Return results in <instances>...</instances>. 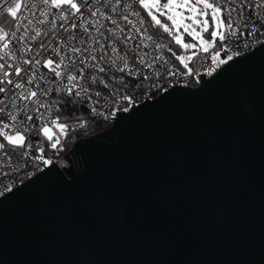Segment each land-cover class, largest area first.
I'll return each mask as SVG.
<instances>
[{"label": "water", "instance_id": "water-1", "mask_svg": "<svg viewBox=\"0 0 264 264\" xmlns=\"http://www.w3.org/2000/svg\"><path fill=\"white\" fill-rule=\"evenodd\" d=\"M70 154L0 199V264H264V43Z\"/></svg>", "mask_w": 264, "mask_h": 264}, {"label": "built area", "instance_id": "built-area-1", "mask_svg": "<svg viewBox=\"0 0 264 264\" xmlns=\"http://www.w3.org/2000/svg\"><path fill=\"white\" fill-rule=\"evenodd\" d=\"M210 1L213 2V0ZM73 2L80 7L79 13L71 9L68 4H61L59 8H55L43 5L42 0H28L27 3L36 4L37 8L29 11L17 10L16 18H13L10 13L0 12V27L5 31L10 33L14 26H19L15 37L9 35L6 38L11 40L10 47L17 57L10 62L27 70V72L22 71L21 77L13 74L9 78L12 79L13 84L24 82L25 89L37 92V97L24 100L18 95L13 96V91L18 94L24 89L15 90L13 85H0L11 90L0 93V98H4L5 101L0 107L7 105L5 113H0V117L3 118V122L9 123L6 113L14 112L17 120L11 123L20 125V128L25 126L29 128L25 134V145L31 144L28 155L21 156L20 153L24 149L16 148L11 166H0V199L52 164L66 169L77 162V157L70 154L72 146H68L67 134L60 135L58 129L52 128L55 134L54 139L56 137L60 139L57 149L50 147V142L43 138L42 133L34 134L33 126L38 128L48 123L51 127L50 120L58 117L59 104L55 96L66 95L82 100L85 108L94 118L111 125L120 113L129 112L145 101L155 100L173 87L197 88L200 86L201 76L207 74L206 70L216 62L211 59L213 54L219 52L220 56L225 55L226 59L228 56H233L234 59L250 53L264 43V0H230L227 4L221 0V13L226 20V25L229 17L225 13V8L235 9L232 12L231 22L236 35H228L223 42L226 47H220L219 41L217 46L210 47L208 52L198 47L192 59H184L188 65L187 68L177 60L178 53L173 52L170 41L163 35V27L156 25L155 21L147 17L146 9L138 0H120L119 3L116 0H88L87 4L82 3V0H73ZM41 8L43 14H41ZM113 8L116 10L113 11ZM97 10L98 14L93 17L91 13ZM133 13H139V15H133ZM62 15L66 18L61 19ZM125 15L129 17L128 21L123 19ZM108 17L115 19L117 23L114 25L112 19ZM141 20L144 21L143 24H140ZM72 24H76L77 27L72 28ZM85 28L88 29L87 32L84 31ZM137 28L140 30L137 31ZM253 29H255L254 33ZM37 31L41 35L32 39ZM224 32L227 33V28ZM148 36L152 39H148ZM3 43L4 41H0V48ZM156 44L164 47L157 48ZM72 48H79L80 52H73ZM112 48L117 51L112 52ZM0 55H4V52L0 51ZM92 56L96 59L92 60ZM119 56L125 57L129 65V69L125 72L118 71L123 67V63L118 60ZM140 56L144 57L146 64L140 62ZM156 57L160 59L157 60ZM61 58L64 63L56 69L55 65L60 63ZM109 58L117 59V64L111 65ZM24 60H30L32 63L24 64ZM35 60H40V64H35ZM47 60H52L53 64L45 66ZM81 68H83L82 76H80ZM100 68L104 71L101 72ZM53 69L61 71L65 79L57 80ZM4 71H11V69L5 65ZM69 73L79 77L75 81L79 87L74 89L71 95L66 90L69 87L66 75ZM29 76L33 78L32 84L26 83ZM93 78H95L94 82ZM48 89L51 91L46 96L40 95ZM81 89H87V92ZM76 92L81 94L77 96ZM97 92L100 96L96 95ZM124 96L130 99H122ZM37 99L46 102L51 107V112L46 108H40L35 103ZM126 107L128 111L123 110ZM29 115L33 117L32 121L27 120ZM59 122H61L60 119ZM2 127L3 124L0 123V128ZM20 128L12 127L4 131L14 136ZM0 142L5 143L6 150L11 151V146L7 144L4 137L0 136ZM38 148L44 149L43 153L36 151ZM41 155L43 160L36 159ZM44 160L50 163H44Z\"/></svg>", "mask_w": 264, "mask_h": 264}, {"label": "snow or ice", "instance_id": "snow-or-ice-1", "mask_svg": "<svg viewBox=\"0 0 264 264\" xmlns=\"http://www.w3.org/2000/svg\"><path fill=\"white\" fill-rule=\"evenodd\" d=\"M116 2L119 3L120 0H116ZM138 2L140 3V5L143 8L149 9L148 14H149V16H151L152 20L155 21L156 25L163 27V31L165 33H170V28L166 25V23L164 25H162L161 20L158 19L155 15H152L151 8H156L157 10H159V8L161 7V5L159 4V0H155V2L152 4L146 3L145 0H138ZM229 2H230V0H224V3H226V4ZM42 3H43V5H50V6L55 7V8H59L61 6V4H68V5H70L71 9H74L77 13L80 12V7H78V4L73 2V0H42ZM82 3L87 4L88 0H82ZM198 5H202L203 7L198 8L197 7ZM125 7H127V5ZM221 7H222L221 0H213V2H209V0H195V4L191 3L190 0H180V2H177V0H167V3H164L162 5V8L166 9L169 13H172L173 9H183V10H187L189 13L193 14L191 17H189V19L193 20L196 25H201V30L198 32L196 30V28L193 27V25L184 24L183 25L184 31L186 33H189L196 40L199 41L200 45L202 46V50L204 52H208L210 47L215 48L217 46V41L221 42L219 45L220 47H226V45H224L223 42L228 38V35H231V36L236 35V32L233 30V24L231 22L232 12L235 11V9L230 10L228 8H225V13L229 17V21H228L227 25H225L224 20L222 19ZM35 8H37L36 4H29L27 2H25L23 4V7H22V4L19 2V0H0V12L10 13L13 18L17 17V10L22 9L23 11H29V10L35 9ZM115 10L116 9L113 8V11H115ZM209 10H210L212 22L216 28V30L211 31L210 40L204 39V37L202 35V33H207L209 31L208 19L205 18L203 20H199L196 18L197 16L207 17L209 15ZM40 11H41V14H43L42 8L40 9ZM97 14H98V10L93 11L91 13V15L93 17H95ZM100 14L103 15V13H100ZM133 15H139V13H133ZM65 18H66L65 15L61 16V19H65ZM108 18L112 19L111 17H108ZM123 19L125 21H128L129 17L127 15H125V16H123ZM184 19H185V17L183 15L182 11H176L174 14L168 15V20H171L174 25H179ZM29 23H31V21H29ZM41 23H43V21H41ZM112 23L115 25L117 23V21L115 19H112ZM129 23H131V21H129ZM143 23H144V21L141 20L140 24H143ZM71 27L75 28V27H77V25L72 24ZM223 28H227V33L220 30ZM139 30L140 29L137 28V31H139ZM17 31H19V26H14V29L10 33L8 31H5L2 27H0V41H4L2 48H0V51L4 52V55H0V61H3L2 63H0V85H4V84L13 85V89H15V90L24 89V91H21L18 94L13 91V96L18 95L19 98H22L24 100H31V99L37 97V92L25 89V83L24 82H16L15 84H13L12 79L9 78L13 74L16 77H21L22 71L27 72L26 69H22L18 64H13L10 62V61L16 59L17 57L15 56V53H14V50L12 49V47H10L11 40H7L6 38L9 35H11L12 37H15ZM84 31L87 32L88 29L85 28ZM97 31H99V29H97ZM252 31L254 33L255 29H253ZM40 35H41V33L39 31H37L35 33V35L32 37V39H35L36 37H39ZM69 38H71V37H69ZM147 38L150 40L152 39L151 36H148ZM174 39H175L176 44L182 45V47L184 49H192V48L196 47L195 44H183L180 36H176V37H174ZM125 43H127V41H125ZM155 46L157 48L164 47L161 44H156ZM245 46H248V45H245ZM101 47H102V45H101ZM71 50L73 52H80L79 48H72ZM85 50H87V49H85ZM116 51H117V49L112 48V52L115 53ZM195 54L196 53H193L192 55H195ZM218 56H219V52L213 54L211 56V59L213 61H216ZM176 58L182 64H184L185 68L188 67L187 63H185V61H184L183 56H177ZM91 59L95 60L96 57L92 56ZM101 59H104V57H101ZM109 59H110L111 65L114 66L117 64V59H111V58H109ZM156 59L159 60L160 57H156ZM188 59H192V56H189ZM232 59H233V56H228L226 60H220L219 63L224 64V63H227L228 61H230ZM118 60L123 63V67L119 68L118 71L125 72L126 70L129 69V65H128L125 57L119 56ZM140 62L142 64H146V61H145L143 56H140ZM30 63H32V61L24 60V64H30ZM63 63H64V60H63V58H61L60 63H57L55 65V68L59 69ZM81 63H82V61H81ZM35 64H40V60H35ZM52 64H53L52 60H47L45 66H51ZM5 65H7V67L9 69H11V71H4ZM147 66L151 67L150 64H147ZM65 69H67V65H65ZM99 70L101 72L104 71L103 68H100ZM53 71L55 72V77L57 78V80L62 81L63 79H65V77L61 71H56L55 69H53ZM82 75H83V68L80 69V76H82ZM78 78L79 77L77 75H73L70 73L66 75V80H67L68 85H69V87H67L66 90H67L69 95H71L73 93L74 89L79 87V85L77 83H75V81H77ZM94 79L95 78H93V82H94ZM26 83L32 84L33 78L31 76H29L26 80ZM8 91H11V90L0 86V93H6ZM49 91H51V89H48V90L41 92L40 95L46 96ZM81 91L86 93L87 89H81ZM75 94L77 96H79L81 93L76 92ZM96 95L100 96V93L97 92ZM89 99H91V97H89ZM122 99L129 100L130 98L127 96H124V97H122ZM4 103H5L4 98H0V105H2ZM12 103L14 105V100H12ZM35 103L37 105H39L40 108H46L49 112H51V107L46 102H41L40 100L37 99V100H35ZM97 103H98V101H97ZM6 107H7V105H5L4 107H0V113H5ZM26 107L27 106L25 105V108ZM35 110L38 111L39 109H35ZM123 110L128 111L129 109L126 107ZM93 111L95 112L96 109L94 108ZM6 115L8 116L10 122L5 123V122H3V118L0 117V123L3 124V127L0 128V136L4 137V140L7 141V144L11 146V151L6 150L5 143L0 142V166L7 165L10 167L12 164V160H13V153L15 152L16 148L24 149V151L21 152L20 155L25 156V155H28V149L31 148V144L25 145V140H26L25 134L29 131V128L26 126L20 128V125H16L14 123H11V122H15L17 120V116L14 114V112L8 111L6 113ZM27 120L32 121L33 117L31 115H29V116H27ZM21 124H23V121H21ZM50 124H51V127L48 126V123H45L44 125H41L38 128L36 126H33L34 134L42 133L43 138H46L50 142V147L52 149H57V146L60 144V139H59V137H56L54 139L55 134L53 133L52 128L58 129L60 132V135H66L67 129L69 128V125L66 123L59 122V117L51 119ZM12 127L20 128V130H18L14 136L9 135L4 131L5 129H9ZM36 151L43 153L44 149L38 148V149H36ZM36 159L43 160V156L42 155L38 156V157H36ZM44 163H50V161L44 160Z\"/></svg>", "mask_w": 264, "mask_h": 264}, {"label": "trees", "instance_id": "trees-1", "mask_svg": "<svg viewBox=\"0 0 264 264\" xmlns=\"http://www.w3.org/2000/svg\"><path fill=\"white\" fill-rule=\"evenodd\" d=\"M25 2H28V0H22V5ZM163 35L170 41V45L174 53L182 52V48L180 45L176 44L174 36L165 32ZM55 99L59 104V111L57 115L60 121L69 125V128L67 129L69 147L73 146V144L78 140L93 136L111 126L108 123H104L94 118L85 108L82 100L78 98L66 95H57L55 96Z\"/></svg>", "mask_w": 264, "mask_h": 264}, {"label": "rangeland", "instance_id": "rangeland-1", "mask_svg": "<svg viewBox=\"0 0 264 264\" xmlns=\"http://www.w3.org/2000/svg\"><path fill=\"white\" fill-rule=\"evenodd\" d=\"M19 2L22 4V0H19ZM146 3H149V4H152L155 2V0H145ZM177 2H180V0H177ZM191 3L195 4V0H190ZM209 2H211L209 0ZM164 3H167V0L164 1V2H161L159 1V4L161 5V7L159 8V10H157L156 8H151V12H152V15H155L158 19L161 20V24L164 25L166 23V25L170 28V34L174 37L176 36H180L181 39H182V43L183 44H195L196 47L195 48H192V49H184L181 46L182 48V52L181 53H178L177 55L178 56H183L185 60H189L188 57L189 56H192V58L194 57V55H192L193 53H196L197 52V49L198 47H202L199 43L198 40H196L192 35H190L189 33H186L184 31V27L183 25L184 24H191L193 25V27L196 28V30L199 32L201 30V25H196L194 23L193 20L189 19V17H191L193 14L192 13H189L187 10H183V9H173V12L172 13H169L166 9H163L162 8V5ZM198 8H202L203 6L202 5H198L197 6ZM147 11V15L150 19L151 16H149L148 12H149V9H146ZM176 11H182L183 12V15L185 17V19L179 24V25H174L173 22L171 20H168V15H171V14H174ZM163 13V14H162ZM197 19L199 20H203L205 18L208 19L209 21V31L207 33H202L204 39H209L210 40V36H209V33L213 30H216L215 28V25L213 24L212 22V19H211V14H210V10H209V15L207 17H201V16H197L196 17ZM222 19L224 20V23L226 25V20L224 18V16L222 15ZM226 28H223V29H220L221 31H225ZM222 60L221 59V56L219 54V56L217 57V60L214 64H212L207 70H206V73L209 75V76H212L213 74H215L224 64H220L219 61Z\"/></svg>", "mask_w": 264, "mask_h": 264}]
</instances>
